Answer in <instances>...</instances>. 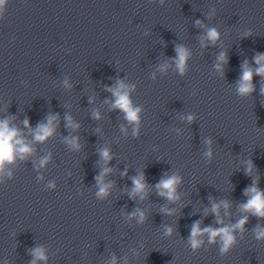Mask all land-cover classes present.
<instances>
[{
  "label": "clouds",
  "instance_id": "clouds-1",
  "mask_svg": "<svg viewBox=\"0 0 264 264\" xmlns=\"http://www.w3.org/2000/svg\"><path fill=\"white\" fill-rule=\"evenodd\" d=\"M166 0H149V3H159L160 6L165 4ZM9 0H0V21L5 19ZM213 9V13H214ZM207 19H212V15H208ZM195 26L202 29V35L199 36L201 48L217 47L222 38L221 31L216 26H208L204 21L197 19ZM148 33H145L147 35ZM251 31L244 33V37L250 36ZM175 56L159 63L156 70L151 74V79H157V72L166 75L169 69H173L179 76H186L189 71V61L192 59V51L185 44H175ZM229 60L226 51H219L216 54L215 61L212 65L213 69L220 77L224 76L225 65ZM260 77L259 93L264 96V53L256 52L249 61L245 59L240 65V75L235 83V93L241 98H247L256 92L254 77ZM27 86V81H22ZM65 89L71 90L73 84L68 77L62 81ZM104 90L110 93V98H106L104 103L109 105L110 111H118L122 114L123 120L126 122L120 126V131L125 136L128 135L129 128L131 136L139 138L143 125L144 107L137 104L133 100V93L137 91V84L129 82L126 78H116L112 86H104ZM195 95V93H193ZM89 104L94 103V97H89ZM65 107H68L67 105ZM93 120H100L101 113L93 110L91 113ZM16 117L6 115L0 118V185L6 183L7 180L14 178V166L18 162L29 161L36 153L35 145L45 144L49 139L53 138L60 126V116L58 113L49 112L44 120L40 121L34 128L31 126L30 120L25 118L21 123L22 127L14 123ZM180 119L192 124L197 119L196 114L188 113L180 116ZM64 127L69 130V134L63 137V143L70 151L78 152L81 150L80 137L74 135L81 125L73 118V116L65 112L63 117ZM100 129H97L99 132ZM179 135V130H176ZM204 151L202 157L208 164L214 159L213 139L205 137L203 139ZM100 167L99 173L95 176V198L99 201L106 200L111 195V189L114 182L106 180L112 172L113 168L109 164L113 160V154L109 147L104 146L98 149ZM52 160V154L49 152L37 160H33V168L37 172V182H43L44 176L40 174L41 169H46ZM244 173L250 177L252 182L243 190L246 200L236 205L239 216L233 222L231 209L232 202L227 199L216 200L212 196L208 197L210 207L203 209V216L209 215L214 217L213 223L207 226L203 225V219L194 221L190 225V234L186 240V246L193 253L199 252L201 249L207 250V246H218L221 257L227 256L242 240L245 233L249 231L246 225L251 217L257 218L258 221H264V189L259 186L260 175L252 159L243 161ZM254 173L256 175L254 176ZM127 169L121 172V176H127ZM132 187L125 189L128 197L134 201H144L148 198L151 188H155L156 195L163 198L166 203L159 207L162 215L172 216L176 213L174 205L181 200L180 188L184 183L183 176L178 171L165 172L155 185L147 182L143 170L137 172L131 178ZM45 190H55L57 187L55 180H49L44 185ZM183 207V205H181ZM126 221H135L137 225H144L148 216L146 211L141 207L134 208L131 212H123ZM176 229L169 225H162V234L166 238H171ZM251 233L257 242H264V223L258 222L252 229ZM143 246V245H141ZM135 252V249H133ZM31 260L28 264H48L47 250L42 245H37L28 249ZM3 264H8L4 260ZM108 264H119V258L113 254ZM124 264H128L127 257L124 258Z\"/></svg>",
  "mask_w": 264,
  "mask_h": 264
}]
</instances>
